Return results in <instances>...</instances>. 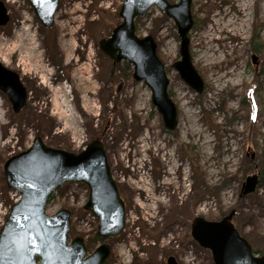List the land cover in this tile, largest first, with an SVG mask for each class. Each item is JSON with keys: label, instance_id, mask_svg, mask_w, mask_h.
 Segmentation results:
<instances>
[{"label": "rangeland", "instance_id": "obj_1", "mask_svg": "<svg viewBox=\"0 0 264 264\" xmlns=\"http://www.w3.org/2000/svg\"><path fill=\"white\" fill-rule=\"evenodd\" d=\"M0 1L10 17L0 25V61L20 75L28 96L15 112L0 89V234L18 199L5 176L11 157L37 137L74 153L100 139L126 208L125 229L105 240L111 253L104 264H168L171 256L176 264H215L193 238L192 220L232 212L253 254L264 256V0H192L190 54L202 91L173 66L181 59L174 20L157 6L137 17V36L154 37L166 66L179 118L174 130L133 65L113 64L100 46L122 23L123 0H60L50 28L29 0ZM250 175H257L256 188L241 195ZM152 190L158 200L148 203L147 216L140 199ZM89 193L84 183L66 182L46 213L70 210L69 241L84 237L92 252L103 239L85 208Z\"/></svg>", "mask_w": 264, "mask_h": 264}, {"label": "water", "instance_id": "obj_2", "mask_svg": "<svg viewBox=\"0 0 264 264\" xmlns=\"http://www.w3.org/2000/svg\"><path fill=\"white\" fill-rule=\"evenodd\" d=\"M38 18L51 27L59 8V0H29ZM192 0H123L120 10L122 23L111 37L100 42L102 50L114 63L128 61L134 67V77L144 80L152 91V102L163 115L165 127L175 129L179 124L177 107L170 97L166 66L157 53L153 36L140 38L136 34V18L157 6L172 18L180 37L181 59L173 64L181 77L196 91L203 90V81L193 66L189 32L194 26ZM10 17L0 1V25ZM0 89L6 92L19 112L27 106V90L20 75L0 61ZM8 186L19 195L11 207L0 234V264H104L111 253L105 242L125 228V201L121 197L100 139H94L80 152H68L46 145L37 137L33 145L11 157L5 163ZM83 182L90 190L85 206L99 220L98 236L103 241L88 251L84 237L69 242L71 211L61 209L53 215L46 213L49 197L65 182ZM257 177H246L241 195L256 188ZM233 212L221 220L197 216L192 220L191 234L204 248L212 252L215 264H264V256L253 255L249 242L232 222ZM168 264H176L170 257Z\"/></svg>", "mask_w": 264, "mask_h": 264}, {"label": "flooded vegetation", "instance_id": "obj_3", "mask_svg": "<svg viewBox=\"0 0 264 264\" xmlns=\"http://www.w3.org/2000/svg\"><path fill=\"white\" fill-rule=\"evenodd\" d=\"M59 5H60V0H59ZM75 8V7H74ZM54 24V23H53ZM53 26V25H52ZM51 26V27H52ZM50 28V27H49ZM37 63H39V61H37ZM66 102V101H65ZM68 103H66V105H67ZM65 109H67L66 108V106H65ZM68 111H64L63 110V113H64V115H65V113H67ZM67 115H69V112H68V114ZM75 134H76V131H75ZM78 135V134H77ZM165 162H167V160L165 161ZM169 169H171V168H167L166 169V172H165V174L166 175H168V176H171V174H172V172L171 171H169ZM185 179V178H184ZM147 193V192H146ZM150 196V197H149ZM156 200H158V198L157 197H155V193H154V191L152 190L150 193H147V198H146V200H141L140 199V201L142 202V204L141 205H139L143 210H145V212H146V214L148 215V216H152V211H151V213H150V211H148V208H151V206L148 204V203H154V201H156ZM143 201H146V202H143ZM232 218H233V215H232ZM129 221L130 222H132V214H130L129 215ZM134 239V238H133Z\"/></svg>", "mask_w": 264, "mask_h": 264}, {"label": "bare ground", "instance_id": "obj_4", "mask_svg": "<svg viewBox=\"0 0 264 264\" xmlns=\"http://www.w3.org/2000/svg\"><path fill=\"white\" fill-rule=\"evenodd\" d=\"M76 11H77V9H76ZM29 19V18H28ZM23 26H20V24H19V27L18 28H22ZM25 27H26V25H25ZM226 27L227 26H225V29H226ZM23 29L25 30L26 28H24L23 27ZM29 29V28H28ZM22 30V29H21ZM23 32V31H22ZM24 33V32H23ZM17 55V54H16ZM19 55V54H18ZM17 55V56H18ZM18 58V57H17ZM26 61V60H25ZM28 61V60H27ZM43 83V82H42ZM47 85V84H46ZM50 87V86H49ZM58 96V95H57ZM56 110V109H55ZM62 114V113H61ZM60 118V117H59ZM62 118V117H61ZM0 146H1V144H0ZM169 154V153H168ZM167 160V159H166ZM171 160V159H170ZM140 161L139 160H136V163H139ZM175 168V167H174ZM171 171V170H170ZM0 215H1V208H0ZM148 216V215H147Z\"/></svg>", "mask_w": 264, "mask_h": 264}, {"label": "trees", "instance_id": "obj_5", "mask_svg": "<svg viewBox=\"0 0 264 264\" xmlns=\"http://www.w3.org/2000/svg\"><path fill=\"white\" fill-rule=\"evenodd\" d=\"M137 21V20H136ZM113 64H115V63H113ZM97 239L99 238L98 236L96 237ZM89 247V246H88Z\"/></svg>", "mask_w": 264, "mask_h": 264}]
</instances>
